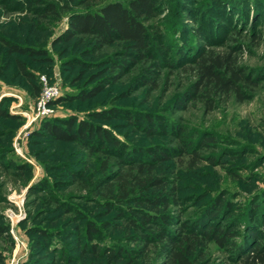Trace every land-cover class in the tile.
I'll return each instance as SVG.
<instances>
[{
    "label": "rangeland",
    "instance_id": "1",
    "mask_svg": "<svg viewBox=\"0 0 264 264\" xmlns=\"http://www.w3.org/2000/svg\"><path fill=\"white\" fill-rule=\"evenodd\" d=\"M215 2L224 0H157L147 24L152 55L136 58L119 43L92 51L88 40H63L69 14L83 10L70 0H0V111L7 112L0 116V264H42L52 257L57 264H108L105 258L77 257L72 247L76 238L65 232L71 214L64 211L84 209L91 218L104 213L90 190L92 183L130 163L118 164L111 151L90 153L80 144L55 140L40 126L48 119L85 120L110 130L127 150L163 153L167 159L160 160L159 171L176 186L180 198L167 209L174 217L167 226L173 233L222 197L229 200L226 213L240 231L234 242L243 243L242 233L251 221L264 244V0H248L240 18L230 15L223 22H212L210 7ZM49 4L55 13L42 16L41 9ZM3 40L34 51L10 53ZM183 41L191 45L188 48L195 43L202 49L232 48L238 65L255 80L245 87V100L219 98L207 110L191 94L195 77L189 65L196 53L181 50ZM18 61L29 76L21 72ZM93 87L98 92L85 98ZM48 88L57 90L45 97L50 112L33 120L43 89ZM106 110L108 116L103 114ZM144 119L153 122L150 134ZM204 137L212 138V144L200 147ZM186 141L192 142L197 160L179 151ZM72 172H82L85 183L75 182ZM257 205L263 207L251 209ZM38 229L48 235L44 244ZM110 237L99 244L128 250L141 245L119 232ZM59 248L73 256L69 263L58 257ZM203 256L196 264H242L235 249L212 242ZM132 264L166 263L150 244Z\"/></svg>",
    "mask_w": 264,
    "mask_h": 264
},
{
    "label": "trees",
    "instance_id": "2",
    "mask_svg": "<svg viewBox=\"0 0 264 264\" xmlns=\"http://www.w3.org/2000/svg\"><path fill=\"white\" fill-rule=\"evenodd\" d=\"M70 1L83 10L69 14L67 27L61 35L63 40L79 39L80 42L88 40L92 51H102L110 44L119 43L126 47L125 53L132 54L133 57H151L150 33L147 31V24L154 16L157 0ZM183 1L186 2V0ZM227 1L224 0L218 5L216 2L212 4L210 7V11L214 12L212 22L216 20L223 22L228 20L230 15L236 19L240 18L243 5L248 4V0H238L237 3L234 0ZM220 8H224L223 13V9ZM43 10L45 11L42 16L55 13L50 4L44 6L41 12ZM198 32H196L197 35ZM184 37L186 36L184 35L179 41H182ZM3 45L10 53L29 55L34 51L6 40H3ZM187 46L191 47L184 41L179 45L181 50L186 49L192 51V54L196 53V56L191 54L192 61L189 65L195 77L194 82L190 84L191 94L205 105L207 110H212L215 100L219 98L226 100L234 96L238 102L245 100L244 89L246 86H253L255 80L238 65V58L232 48L227 51L202 49L197 43L195 46L192 45L194 46L192 48ZM126 61L134 60L126 59ZM17 65L25 76H29L20 61ZM121 66L124 64L122 63ZM97 92L98 87H93L84 97H91ZM58 101L61 99L56 100ZM109 111L106 110L103 114L108 116ZM103 114L95 113L94 116L101 118ZM4 115H7V112L0 111V116ZM144 123L150 126L147 129L148 133H152L153 122L144 119ZM40 126L55 140L80 144L90 153L111 151L119 158L118 164L126 163V161L130 163L124 167L115 168L116 170L106 173L92 183L90 190L94 191L97 196V206L104 210V213H97V216L91 218L86 216L84 209L71 207L65 209V214H71L65 232L69 231V236L76 238L72 247L79 259L91 257L93 260L98 258L103 260L105 258L108 264H132L135 258L144 254L151 244L157 250L158 257L166 264H196L204 259L203 250L208 242H212L218 247L235 249V253L241 257L242 264H264V244L258 240V227L250 221L249 227L242 233L244 234L241 238L243 243L239 245L234 242L240 231L232 224L230 218L232 216L226 213L230 208L229 200L222 197L213 199L201 211L200 217L187 227L182 224L181 229L176 233L168 229L170 219L174 217L167 213V209L178 205L180 198L177 195L176 186L169 183L168 178L159 171L160 162L167 159L163 153L149 152L148 149L136 152L127 150L110 130L85 120L77 121L67 118L57 122L48 119L41 122ZM212 141V138L204 137L200 147L211 145ZM183 146L179 151L183 154L192 153L190 159L197 160L198 155L193 151L192 142L186 141ZM156 153L157 156H155ZM106 164L107 162L103 161L101 168H105ZM70 176L75 182L83 179L81 183H85L82 172H72ZM58 203L60 205L59 201ZM261 206H251V209L256 210L263 207ZM112 211L116 214L110 220L103 219ZM219 218L221 220L216 223ZM37 231L45 239L43 244L46 243L48 235L41 229ZM2 232H8V228L5 227ZM115 232L122 233L124 239L141 245L128 250L118 244H99V240L108 235L111 238L110 235ZM59 235L63 236L62 233ZM57 250L60 260L69 263L73 259L68 251L63 252L62 248ZM57 261L58 259L54 260L53 257L44 258L42 264H57Z\"/></svg>",
    "mask_w": 264,
    "mask_h": 264
},
{
    "label": "built area",
    "instance_id": "3",
    "mask_svg": "<svg viewBox=\"0 0 264 264\" xmlns=\"http://www.w3.org/2000/svg\"><path fill=\"white\" fill-rule=\"evenodd\" d=\"M43 94L41 95V98L38 100L37 102V105H36V115H34L33 117V120L34 119H37L39 117H43L45 115H48V112H50V110L46 107H45V97L47 96H51L53 97L54 95L57 94V90H55V88L51 91L49 90V88L46 90V89H43ZM49 91V92H48Z\"/></svg>",
    "mask_w": 264,
    "mask_h": 264
}]
</instances>
